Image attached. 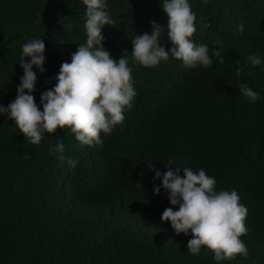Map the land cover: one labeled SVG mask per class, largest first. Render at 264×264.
Here are the masks:
<instances>
[{"label":"trees","instance_id":"16d2710c","mask_svg":"<svg viewBox=\"0 0 264 264\" xmlns=\"http://www.w3.org/2000/svg\"><path fill=\"white\" fill-rule=\"evenodd\" d=\"M194 1L204 30L193 42H207L210 24L222 31L213 41L225 44L224 63L213 56L211 68H189L171 57L152 68L133 65L131 40L151 35L153 21L170 52L162 0H106L115 23L102 30L103 47L117 60L128 50L137 95L123 123L101 133L102 147L81 145L69 129L31 145L13 120L0 116V264H217L206 246L199 255L188 253L191 231L176 234L161 221L166 208L178 206L149 166L162 175L178 166L203 168L217 191L236 190L248 209L241 239L249 255L219 264H264V66L246 63L253 54L264 58V48L240 37L241 25L244 33L264 28V2L188 0ZM85 13L82 0H0V105L16 98L23 45L42 39L45 71L33 66L31 94L43 110L41 94L86 43ZM209 45L210 55L219 48ZM237 62L245 69L239 77ZM241 83L259 99L244 97ZM58 142L75 168L61 167L50 154Z\"/></svg>","mask_w":264,"mask_h":264},{"label":"clouds","instance_id":"9594fccd","mask_svg":"<svg viewBox=\"0 0 264 264\" xmlns=\"http://www.w3.org/2000/svg\"><path fill=\"white\" fill-rule=\"evenodd\" d=\"M208 1L212 0H203L205 4ZM82 2L86 6V43L78 45L77 51L71 55L70 63L61 64L58 75L54 77L55 86L41 94L43 110H40L31 94L37 80L33 66L41 73L45 71V43L42 39H33L23 45L19 59L23 76L17 86L16 98L7 107L0 105V116L13 120L25 141L31 145H39L45 134L69 129L81 145L102 147L101 133L111 134L117 125L123 123L124 112L126 109L131 110L137 95L133 86V68L129 67L128 50L124 49L122 57L117 60L103 47L102 30L106 25L115 23L107 11L106 0ZM251 2L264 0H245L243 3ZM162 8L167 16V40L172 44L170 52L160 45L162 27L153 21L151 35H136L131 40L133 65L152 68L171 57L182 61L189 68H211L213 56L221 64L224 63L221 51L225 44L220 40L213 41L214 37L222 34L221 29L213 28L210 24L207 42H193L203 28V15H198L200 5L196 8L195 1L162 0ZM240 31V37L248 44L264 48V28L244 33L241 25ZM213 43L219 48L210 55L208 46ZM26 57L30 58L28 62L25 61ZM237 63L235 74L239 77L245 69ZM246 63L253 67L264 66V58L253 54L247 57ZM248 75L252 76V71ZM239 88L241 94L251 101L259 99L258 94L246 83H241ZM64 153L65 145L62 142L50 149V154L55 156L61 167L67 163L75 168L78 162L66 158ZM172 163L170 161L168 165ZM149 168L155 172V180H162L161 186L168 193L170 204L178 206V210L166 208L161 221L170 222L176 234L192 233L193 238L187 245L188 253L199 255L201 248L206 246L214 254L217 264L235 259L237 255L248 257V248L241 239L248 232L245 223L248 209L240 203L236 190L217 191V181L207 175L203 168L193 171L190 167L181 170L178 166L175 172L169 168L163 175L154 166ZM180 171H183V177L179 175ZM154 193L159 195L160 187H156Z\"/></svg>","mask_w":264,"mask_h":264}]
</instances>
